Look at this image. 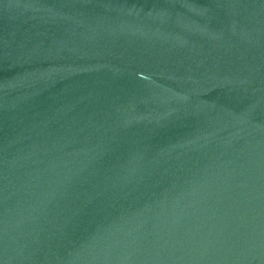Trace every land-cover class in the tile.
<instances>
[{"label": "water", "instance_id": "1", "mask_svg": "<svg viewBox=\"0 0 264 264\" xmlns=\"http://www.w3.org/2000/svg\"><path fill=\"white\" fill-rule=\"evenodd\" d=\"M0 264H264V0H0Z\"/></svg>", "mask_w": 264, "mask_h": 264}]
</instances>
